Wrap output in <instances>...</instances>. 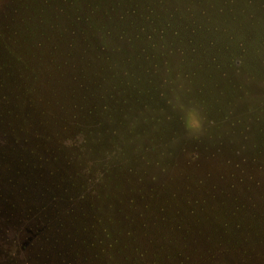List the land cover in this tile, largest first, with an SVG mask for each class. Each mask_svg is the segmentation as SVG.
<instances>
[{
  "label": "trees",
  "instance_id": "16d2710c",
  "mask_svg": "<svg viewBox=\"0 0 264 264\" xmlns=\"http://www.w3.org/2000/svg\"><path fill=\"white\" fill-rule=\"evenodd\" d=\"M23 1L28 12L50 3ZM166 1L57 0L53 22L33 13L0 18V243L13 239L19 247L29 241L27 264H264V164L258 158H225L220 169V154L211 150L217 143L221 150L217 137L211 146L196 143V154L188 150L194 143L173 142L169 135L171 141L165 143L172 174L166 178H187L202 152L210 157L217 153L192 171L218 173L219 183L233 189L230 194L218 188L225 199L233 197L236 222L231 228L224 224L222 230L227 237L231 234V242L208 237L187 243L192 227L180 220L172 224L166 207L152 210L147 205L150 195L143 188L161 182L164 168L153 171L150 148L136 143L139 130L127 123L153 95L151 102H156L153 72L143 66H158L178 49L182 55L184 45L189 53L200 48L217 66L220 60L206 50L217 43L219 33L199 28L208 23L202 21L204 10L189 13L186 6L184 13L181 6L169 9ZM134 48L133 55L129 51ZM112 49L121 57L115 59ZM135 58L144 62L139 61L138 70L126 67L122 76L130 80L125 81L117 67ZM101 61L106 64L97 65ZM147 74L149 88L138 81ZM111 75L123 84L105 90L97 76ZM206 112L219 111L206 107ZM214 118L217 125L224 116ZM38 121L40 127H35ZM176 146L183 151L177 154ZM122 174L130 182L126 189L120 183ZM122 194L139 197L129 200L128 207L107 204ZM159 228L179 233L174 251L168 241L166 251L147 248L149 232ZM124 236L127 241H122Z\"/></svg>",
  "mask_w": 264,
  "mask_h": 264
},
{
  "label": "rangeland",
  "instance_id": "374dc122",
  "mask_svg": "<svg viewBox=\"0 0 264 264\" xmlns=\"http://www.w3.org/2000/svg\"><path fill=\"white\" fill-rule=\"evenodd\" d=\"M45 1L48 0H40L41 3ZM49 1L50 3L44 6L45 9L41 8L38 11L28 12L23 0L21 3L16 0H0V18L9 17L12 19L11 17L16 15L21 17V15L33 13L31 15L35 18L41 17L42 21L44 19L46 23L50 21V18L53 22L55 15L58 14L55 12L57 0ZM180 1H182L181 4H178ZM166 5L169 9L181 6L184 13L186 6L189 8V13H191V9L204 10L201 12L205 20L202 17L201 19L208 23L200 25L199 28L219 33L216 37L217 43L207 47L206 50L209 53L217 54L220 60L217 66L210 61L209 55L204 56V52L200 48L189 53L187 45H184L182 55L178 49L165 57L158 66L152 68L143 66L145 72L148 70L153 72V76L150 78L156 81L157 93L154 98L156 102L153 101L155 104L151 102L153 95L143 106L136 108L133 116L127 118V123H129L130 128L132 125L139 130L140 136L136 138V143L143 146L147 145L150 148L147 157L155 163L153 171L159 173L164 168V172L159 176L161 182L150 189L148 186L144 187L143 191L145 195H150L147 205L152 210L157 206L166 207L168 209L167 216L171 219L172 224H178L177 221L180 220L186 227H192L187 243H192L193 240L202 243L208 237L218 240L222 238L223 241L231 242V234L227 237L222 230L224 224L227 223L231 228L236 222V217L232 213L233 197L230 196L225 199L226 197H223V193L219 189L222 192H226L227 189L230 194L234 193L233 189H229L227 183L222 184L221 180L219 183L218 173L206 172L207 169L204 170L205 172L192 171L198 169L197 165L203 159L210 157L205 152H202L199 161L190 165L191 170L189 169L190 171L187 172V178L181 179L178 176L172 180L166 178L171 176L172 170L168 165L170 156H168V145L165 142L171 140L175 142L181 139L186 141L185 143L188 142L187 144L194 143L192 150L189 148L188 150L198 154L199 151H195L194 147L197 146L198 142L200 146L206 144L211 146L220 141L221 150L218 148L220 147L218 143L211 149L220 154L217 157L220 169L221 162L225 158L231 159L233 162H239L242 158L252 162L258 158L264 164V111L259 109V106H261L260 108L264 106V0H167ZM220 7L227 10L221 11ZM227 32L234 33L235 38ZM202 34L204 33H199V35ZM232 38L234 39L230 41ZM240 42L243 43V46H241V54H238ZM8 46L12 50V46ZM112 50L115 59L121 57L122 53L118 54L114 49ZM134 50L135 48L129 52L134 55ZM139 61L144 62L140 58H135L130 64L121 62L117 67V72L120 73L118 75H124L126 67L131 66L138 70ZM99 64H106V61L97 62V65ZM229 64L233 65L232 68L226 69L225 66ZM178 65L182 66L186 75L191 76L190 87L192 91L190 94L181 91L179 82L176 81V74L180 71ZM255 68L258 69L257 72H255ZM95 71L96 67L94 69L93 65L91 67L92 74H96ZM147 75L140 76L138 81L142 86L149 88L148 82H151V79ZM119 76L111 75L106 78L97 76V78L103 79V88L106 90L113 88L116 83L123 84V81L117 80ZM122 79H124L123 76ZM124 80L129 81L130 78L127 77ZM138 95L143 97L145 92H138ZM178 96L183 97L184 103H187L190 98H194L202 107L206 121L204 130L198 138L189 134L185 128L184 113L180 110L181 100H178ZM206 107H217L219 112L216 114L207 113ZM223 116L224 118L220 119L217 125L213 124L216 120L214 117ZM223 119L224 122H222ZM35 127H40V121L36 123ZM169 135L171 140L168 139ZM216 137L218 141L214 139ZM88 149L86 150L87 154L89 153ZM181 151H183L182 148L175 147L177 154ZM216 154L214 155L216 156ZM215 156L210 158H216ZM90 165L91 160L87 166ZM251 165L249 164V166ZM261 170V178L264 179V165ZM140 171H143L142 167ZM124 177L122 174L119 179L123 188L126 189L130 182ZM199 180L204 181V183H200ZM120 197L121 199H115L111 203L108 201L107 204H112L115 207H128L129 200L132 198L136 200L139 196L130 197V194H122ZM227 201L228 203L225 205ZM176 210L180 211L181 217L176 215ZM191 210H194L195 213ZM227 211L229 212L228 215L226 214ZM156 213L157 211H154V214ZM105 215L103 212V217ZM156 216L159 217L160 215ZM110 224H113L112 220H109ZM121 225L124 228V225ZM211 230L213 231L212 234L210 233ZM178 236L179 233H173L167 228H159L158 231L153 229L147 236L150 242L146 246L149 250L153 247L159 251H166L168 241L169 248L174 251L176 249L174 242L179 238ZM116 240L117 238H111L110 242ZM127 240L128 238L124 236L122 241ZM12 241L13 239L3 245L0 243V264H25V261L19 257L10 255V252L21 249L26 260L28 250L25 247L28 246L29 241L28 243L21 241L22 244L19 247ZM200 252L202 254V251Z\"/></svg>",
  "mask_w": 264,
  "mask_h": 264
},
{
  "label": "clouds",
  "instance_id": "9594fccd",
  "mask_svg": "<svg viewBox=\"0 0 264 264\" xmlns=\"http://www.w3.org/2000/svg\"><path fill=\"white\" fill-rule=\"evenodd\" d=\"M178 67L180 68V71L176 74V81L179 82L181 91L190 94L192 91L190 87L191 76L185 74L182 66L178 65ZM178 100H181L180 110L184 113L183 119L186 130L193 137L198 138L204 130V124L206 121V116L203 114L200 103L194 98H190L187 103H184L183 97L180 96H178ZM10 255L19 257L22 261H25V264H27L21 249H16L10 252Z\"/></svg>",
  "mask_w": 264,
  "mask_h": 264
}]
</instances>
